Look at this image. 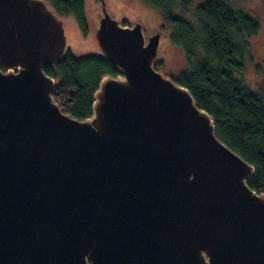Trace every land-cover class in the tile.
<instances>
[{
	"label": "water",
	"instance_id": "obj_1",
	"mask_svg": "<svg viewBox=\"0 0 264 264\" xmlns=\"http://www.w3.org/2000/svg\"><path fill=\"white\" fill-rule=\"evenodd\" d=\"M95 37L120 74L79 119L44 71L67 51L61 14L0 0V264H264L255 168L155 68L161 32L103 6Z\"/></svg>",
	"mask_w": 264,
	"mask_h": 264
},
{
	"label": "trees",
	"instance_id": "obj_2",
	"mask_svg": "<svg viewBox=\"0 0 264 264\" xmlns=\"http://www.w3.org/2000/svg\"><path fill=\"white\" fill-rule=\"evenodd\" d=\"M61 15H73L86 33L84 0H47ZM170 20L171 39L185 50L186 70L175 79L187 87L196 104L214 118L215 133L253 164L248 185L264 192V79L253 92L240 78L249 37L262 21L237 7V0H144ZM264 7V0L262 1ZM195 7L194 22L182 14ZM169 26V25H168ZM161 66L156 62L155 68ZM56 78L52 96L64 112L84 119L91 115L101 78L119 69L102 55L74 56L44 68Z\"/></svg>",
	"mask_w": 264,
	"mask_h": 264
},
{
	"label": "rangeland",
	"instance_id": "obj_3",
	"mask_svg": "<svg viewBox=\"0 0 264 264\" xmlns=\"http://www.w3.org/2000/svg\"><path fill=\"white\" fill-rule=\"evenodd\" d=\"M263 0H237V7L251 13L261 20L259 29L249 37L247 55L244 59V69L235 77L240 78L245 86L256 92L264 79V7ZM103 6L108 13L122 24L141 23L146 35L159 30L162 34L158 47L157 68L164 75L175 80L186 70L187 60L185 50L171 39L170 20L159 8L147 4L144 0H84V12L87 22L86 33L77 24L73 15H61L66 35V50L74 56L102 55L97 43L95 32L103 16ZM195 7L182 14L194 22ZM169 25V26H168ZM154 32V33H153ZM56 81V78H55Z\"/></svg>",
	"mask_w": 264,
	"mask_h": 264
},
{
	"label": "flooded vegetation",
	"instance_id": "obj_4",
	"mask_svg": "<svg viewBox=\"0 0 264 264\" xmlns=\"http://www.w3.org/2000/svg\"><path fill=\"white\" fill-rule=\"evenodd\" d=\"M154 33V32H153Z\"/></svg>",
	"mask_w": 264,
	"mask_h": 264
}]
</instances>
